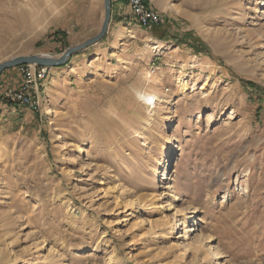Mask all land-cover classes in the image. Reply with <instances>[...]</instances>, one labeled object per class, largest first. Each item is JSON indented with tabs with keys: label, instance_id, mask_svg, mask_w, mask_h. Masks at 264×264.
I'll return each instance as SVG.
<instances>
[{
	"label": "rangeland",
	"instance_id": "rangeland-1",
	"mask_svg": "<svg viewBox=\"0 0 264 264\" xmlns=\"http://www.w3.org/2000/svg\"><path fill=\"white\" fill-rule=\"evenodd\" d=\"M102 1L0 0V63L55 59L93 37ZM147 1L163 17L143 27L149 38L109 23L57 72L46 66L38 112L2 100L18 84L1 88L0 264H194L187 250L175 258V245L198 231L218 255L195 264H264V102L241 82L264 86V0ZM145 70L170 101L149 121L135 96L153 86ZM180 71L194 84L181 93ZM79 139L84 154L61 148ZM119 193L148 197L132 211ZM170 193L186 215L172 217L173 234L162 222ZM148 219L160 222L149 229Z\"/></svg>",
	"mask_w": 264,
	"mask_h": 264
},
{
	"label": "bare ground",
	"instance_id": "bare-ground-1",
	"mask_svg": "<svg viewBox=\"0 0 264 264\" xmlns=\"http://www.w3.org/2000/svg\"><path fill=\"white\" fill-rule=\"evenodd\" d=\"M103 2H104V0H103ZM110 2H111V0H110ZM126 2H127V0H126ZM171 6H173V4ZM261 12L264 13V11H261ZM131 15L135 19V21L137 22V24H139L142 27L148 28V27L154 26V24H151V25H143L142 23H140L138 21V19L135 18V16L133 14H131ZM161 17H162V15H161ZM162 22H163V17H162ZM131 37H134V36L131 35ZM119 45L120 46L121 45H125V42H122L121 41L119 43ZM152 45H154V46H152ZM150 46H152L153 49L155 48V50H157L158 48H160V44L158 42H155L154 44L151 43ZM73 54H71V55H73ZM71 55H69V57ZM68 58H67V60H68ZM67 60L65 61L64 64L67 63ZM117 61L119 62V64H123L126 60L122 56H118V60ZM30 64H35V63H22V65L19 64L20 65V72H21L22 78H21L20 82L18 83V85L15 88L14 87L13 88H8V89L5 90V92H7L10 89H17V88H19V86L22 84L23 80H25L27 74L28 73H34L39 68H43L45 70V72H46L45 75L43 76V78L41 79L42 85H43V82H44V80H46V77H47V74H48V71H49V68L46 67L48 65L36 64V65H33L32 66ZM60 65H63V64H60ZM190 65H192V64H190ZM16 66H18V65H16ZM183 66H186V65H183ZM13 67H15V66H13ZM49 67H54V66H49ZM9 68H11V67H9ZM141 78H143L145 80V82H147V83H149L150 81L153 82L152 83L153 86H151V88L142 87L141 89H137L135 91V94H136L135 96H136V99H137L138 103L141 104L145 108V113H146L147 120L149 121L150 118H152V115L154 114L155 110L158 107H160V105H161L162 109L164 110L162 113L169 112L170 101L169 102L168 101H165L163 103V99H162L161 95L159 94V91L156 88H154V86L161 84L160 83V79L151 76L150 72H148L147 70H145L142 73ZM56 81L57 80H54V82H52V83L54 84V83H56ZM175 81H176L177 85L179 86L180 93L181 92H185L187 88L193 87V85H194V84L189 85L187 83L188 81L186 80L185 74L183 73V71H180L179 74L176 75ZM42 85H40V87H42ZM208 89H209L208 85L206 84V82H204V83L201 84L199 90L201 91V93H205L206 91H208ZM39 90H40V88H39ZM39 102H40V92H39ZM12 103L19 105L18 103H15V102H12ZM30 110H33V109H30ZM33 111H35V110H33ZM49 113L56 115L57 114V109H55V107H50ZM50 123H52V122H50ZM55 137L56 136L54 135L52 137V140H55L56 139ZM64 145L65 146H61V148H65V147L67 148V147H70V146H74L75 147V151H77L79 154H84V152L86 150V142L83 139H79L76 142L67 141L66 144H64ZM171 152L175 153L174 146H173ZM66 161H73V158H71L70 156H68L66 158ZM166 183H168V182L166 181ZM8 194H9L8 192H5V195L3 197L4 198H8L9 197ZM170 194L171 195H170V198L168 199V203H167V206L169 208L172 207L171 208V211L172 212L171 211L169 212V213H171V214H169L170 221H162V222H164L163 224L165 226H167V228H169L170 233L173 234V232L175 231V228H176V222H172V217L176 216V221H177V216L178 215L181 216L182 218H186V215L183 214L184 213L183 210H178L175 207V205H173V206L171 205L172 203H175L174 202V200H175V193H170ZM119 196L121 197V202L123 204V207H125V208L126 207H129V209H131L132 211L134 210V206H136L135 205V202L137 203V200L139 198L140 199L141 198L147 199V197H148L146 195H140L138 197H135V194H126V193H123V194L122 193H119L118 196H116V197L118 198ZM154 203H155L154 196L151 195L150 199L148 200L147 206L154 205ZM142 220H144V218H142ZM157 222H160V220L159 219H155V220L148 219V223L150 224L149 225V229L154 228L153 226H155L157 224ZM188 231L189 230H184L183 231L182 237L184 239H186L187 232ZM175 247H177V250L179 252V254H177L175 256V258H177L178 260L182 259L183 256L186 255V250H187V253L192 254V260H193V263L194 264L196 262H199V260L200 261H202V260L203 261H207L208 259H210V257H211V259H213L214 256H217L218 255L217 251L214 250L213 248H211L209 246V244H208V237L202 231H198L195 234L194 238L190 242H187V244L184 245L183 248H180V246L178 247V245H175ZM209 262L211 263L212 261L209 260ZM212 264H213V262H212Z\"/></svg>",
	"mask_w": 264,
	"mask_h": 264
},
{
	"label": "built area",
	"instance_id": "built-area-1",
	"mask_svg": "<svg viewBox=\"0 0 264 264\" xmlns=\"http://www.w3.org/2000/svg\"><path fill=\"white\" fill-rule=\"evenodd\" d=\"M127 4L130 13L143 25H157L162 22L158 10L154 6L151 7L147 0H127ZM45 73L43 68L37 69L34 73H28L19 88L5 92L2 100L18 103L20 107L38 112L40 110L39 88Z\"/></svg>",
	"mask_w": 264,
	"mask_h": 264
},
{
	"label": "crops",
	"instance_id": "crops-1",
	"mask_svg": "<svg viewBox=\"0 0 264 264\" xmlns=\"http://www.w3.org/2000/svg\"><path fill=\"white\" fill-rule=\"evenodd\" d=\"M102 3H103V1L100 2V4H102ZM110 5H111V21H110V23L113 22V21H115L117 23H120L121 24L120 26L125 29L126 32H124V33H126V36H128V37L131 34L129 32H133V34L135 33L134 34L135 35L134 39L147 40L149 38V36H147V34H146L147 30L143 29V27H141L139 24H137L135 19L132 17V15H131V13L129 11V7L127 5L126 0H111ZM138 32H140V33H144L145 32V34H144V36H140L138 34ZM189 44L188 45L192 49H194L195 53H197V54L202 53L201 52L202 50L199 49L198 47H196L194 43L189 42ZM200 48H202V47H200ZM11 68H14V69H11L14 72L13 74L5 75L4 74L5 71L0 74V90H1L2 87L7 86V83H9L10 85H17L18 82H20V80L22 78V75H21V72H20V66H15V67H11ZM60 68H61L60 66L59 67H55V68L50 70V73H55ZM7 69H10V68H7ZM0 107H5V105L0 104ZM11 107H12L11 109L16 110L17 106L16 107L11 106ZM18 109H27V108L19 106ZM29 111H30V109H29ZM32 111L33 110H31V112Z\"/></svg>",
	"mask_w": 264,
	"mask_h": 264
},
{
	"label": "water",
	"instance_id": "water-1",
	"mask_svg": "<svg viewBox=\"0 0 264 264\" xmlns=\"http://www.w3.org/2000/svg\"><path fill=\"white\" fill-rule=\"evenodd\" d=\"M110 18H111V5H110V0H104V17H103V21L101 24V27L98 31V33L96 35H94L93 37L87 39L86 41L75 45V46H70L68 48H66L63 51V54L58 57V58H50L46 55H29V56H17L14 57L8 61H4L2 63H0V73L5 69V68H9V67H13L22 63H35V64H40V65H48V66H58L60 64H64L65 61L67 60V58L69 57V55L84 49L96 42H98L99 40H101L104 35L107 32L109 23H110Z\"/></svg>",
	"mask_w": 264,
	"mask_h": 264
},
{
	"label": "trees",
	"instance_id": "trees-1",
	"mask_svg": "<svg viewBox=\"0 0 264 264\" xmlns=\"http://www.w3.org/2000/svg\"><path fill=\"white\" fill-rule=\"evenodd\" d=\"M241 82L246 89L251 90L250 94L255 95L256 100L259 102V105H261L264 102V86H260L253 81L242 80ZM259 111L260 108H258L257 113H259Z\"/></svg>",
	"mask_w": 264,
	"mask_h": 264
}]
</instances>
